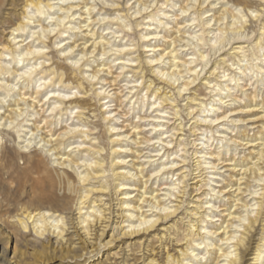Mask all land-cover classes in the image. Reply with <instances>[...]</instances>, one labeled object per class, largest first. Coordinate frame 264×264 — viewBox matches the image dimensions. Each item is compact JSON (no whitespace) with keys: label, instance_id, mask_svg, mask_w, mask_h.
<instances>
[{"label":"clouds","instance_id":"9594fccd","mask_svg":"<svg viewBox=\"0 0 264 264\" xmlns=\"http://www.w3.org/2000/svg\"><path fill=\"white\" fill-rule=\"evenodd\" d=\"M0 230L18 264H264V0H0Z\"/></svg>","mask_w":264,"mask_h":264},{"label":"bare ground","instance_id":"6f19581e","mask_svg":"<svg viewBox=\"0 0 264 264\" xmlns=\"http://www.w3.org/2000/svg\"><path fill=\"white\" fill-rule=\"evenodd\" d=\"M11 247L12 251L9 252ZM19 239L13 232L0 230V264H18Z\"/></svg>","mask_w":264,"mask_h":264},{"label":"rangeland","instance_id":"374dc122","mask_svg":"<svg viewBox=\"0 0 264 264\" xmlns=\"http://www.w3.org/2000/svg\"><path fill=\"white\" fill-rule=\"evenodd\" d=\"M11 251H12V249H11V247L9 248V252L11 253Z\"/></svg>","mask_w":264,"mask_h":264}]
</instances>
